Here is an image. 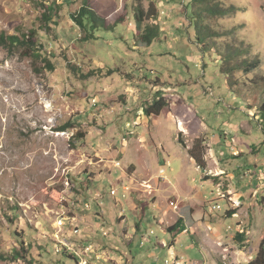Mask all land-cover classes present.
Segmentation results:
<instances>
[{
    "label": "rangeland",
    "instance_id": "obj_1",
    "mask_svg": "<svg viewBox=\"0 0 264 264\" xmlns=\"http://www.w3.org/2000/svg\"><path fill=\"white\" fill-rule=\"evenodd\" d=\"M91 2L114 26L86 41L71 17L81 0H0V34L36 35L54 66L0 41V254L8 258L0 257V264H89L82 258L97 264L83 251L87 242L110 258L100 264H210L208 250L223 263L227 246L247 256L264 227V199L258 209L247 208L228 191L245 176L252 188L264 185L263 95L246 81L264 76V62L253 74H237L249 84L239 98L226 88L217 63L207 58L203 66L188 0ZM138 2L160 11L161 38L150 47L135 43ZM223 2L240 11L215 25L237 28L264 61V0ZM51 4L59 8L46 23L45 5ZM158 91L171 104L151 119L143 107ZM237 124L246 125L238 134ZM215 133L227 155H212ZM190 149L203 156L206 169L209 158L223 172L203 176ZM125 187L119 205L108 192ZM191 192L194 201H188ZM258 213L263 217L253 224L251 241L238 239L240 231L250 236ZM179 218L189 232H168ZM103 222L112 232L106 237ZM213 230L224 235L216 244ZM60 241L76 243L78 253L68 251L77 261L63 255Z\"/></svg>",
    "mask_w": 264,
    "mask_h": 264
},
{
    "label": "trees",
    "instance_id": "obj_2",
    "mask_svg": "<svg viewBox=\"0 0 264 264\" xmlns=\"http://www.w3.org/2000/svg\"><path fill=\"white\" fill-rule=\"evenodd\" d=\"M191 7V20L190 27L194 29V39L192 41L196 45L199 53L202 56L204 67L208 66L205 61L207 58L217 63V73L225 81V86L229 92L235 96L241 98L244 97L243 87H249V84L255 86L254 88L260 89L262 92V103L259 111L264 114V76H254L251 80L245 84V81L237 77L238 73H242L244 76L253 74L257 69L263 65V56L260 53L254 54L253 46L242 40L237 35V28H218L215 25V21L219 18L235 15L240 11V8L234 4L227 5L223 0H188ZM59 6L45 5V12L43 14V20H52V13L58 10ZM73 21L84 33L83 39L90 41L96 39L95 32L99 29L109 30L114 25L109 22L108 17L97 11L91 2V0H81L79 9L71 14ZM160 18V11L153 3H150L146 9L141 2L135 6L134 20H135V43L136 45H142L144 47H150L155 41L161 38V26L158 22ZM122 20L120 19V21ZM222 38H225L222 39ZM36 35H25L23 37L18 35H6L0 34V41L4 45L10 47H24L29 49L30 56L44 61L50 69H54L50 59L42 54V46L38 47ZM171 104V99L164 96L163 91L155 93V97L151 103L146 104L143 108L144 113L149 117H159L162 112L168 108ZM70 128V126L63 127V131ZM190 155L195 159L198 166L202 169H206L203 156H198L194 153L193 149H190ZM211 177L205 178L210 180ZM230 214V212H227ZM232 216V215H231ZM167 231L170 233L176 232L181 234L188 231V227L184 223L183 218H179L176 223L169 226ZM245 231L237 233L236 237L241 241L247 239ZM63 255H67L69 258L77 261V257L63 247ZM20 256L19 252L12 255V259H17ZM0 257L8 259L6 256ZM179 258V256H178ZM248 264H264V229L261 238V244L257 256Z\"/></svg>",
    "mask_w": 264,
    "mask_h": 264
},
{
    "label": "crops",
    "instance_id": "obj_3",
    "mask_svg": "<svg viewBox=\"0 0 264 264\" xmlns=\"http://www.w3.org/2000/svg\"><path fill=\"white\" fill-rule=\"evenodd\" d=\"M240 125H238V124L237 125H234V129H235L234 132H236L237 134L239 132H243V130H244L243 128L246 126V125H241L242 127H240ZM213 141L215 142V145H214L215 148L212 149V152H211L212 155L213 156L218 155V154H221L222 156L227 155V152L223 148H222V150L220 149V147H225V144L226 143L223 142V138H222V136L219 133L218 134L217 133L214 134ZM227 143L229 144V143H231V141L229 140ZM241 153H245L246 154V148L245 147L241 148ZM232 155L234 157V155H236V154L234 153ZM190 159L192 160V162L196 163V161H195L194 158L190 157ZM205 159H206V163H207V169H205V170L202 169L200 166H198L197 163H196L198 169H201L203 171V176H206L207 174H211V171L212 170H215L216 171V174H220V172H223L222 168H220L219 166H217V167L211 166V163L209 161V158L208 159L205 158ZM223 159H224L223 157L220 158V160H223ZM252 164H254V163H252ZM229 165H233V164L229 162ZM249 165H251V164H249ZM233 166H236V165H233ZM229 171H231V169H229ZM250 171H253V169H249L248 172H250ZM248 172L246 171L247 174H248ZM246 177L247 176H245V179L244 180H240V181H243L244 182V183H241L240 184L241 185L240 187L236 186V189H234V191L230 189L228 191V193L230 195H233L234 196L236 203H239L242 206L247 207V208H250V207H254L255 208V207H257V209H258L259 204H258L257 201L260 200V199H264V194H263V192H264V185L259 186L258 188H252L250 186V184H248ZM193 193L191 192L190 197L188 198V201L189 200L190 201H194V198H195V195L196 194L193 196L192 195ZM197 194H198L197 195L198 197L204 198V195H203L202 192L201 193H197ZM230 205L231 206H234V204H232V203H230ZM244 209H246V208H244ZM249 213H250L249 210H247L246 211V214L249 215ZM236 215H237V213H236ZM253 215H255V214H253ZM262 217H263V215H259V213L255 215V218L253 217V220L251 222L252 223L251 230H250V227L248 229V232L250 233L249 234L250 236L249 237L247 236V239H248L247 241H251L249 238L250 237H253L252 236L253 224L255 223V221H258V219H260ZM237 229L238 230H242V226H238ZM263 229H264V227H263ZM263 229H262V233H261L258 241H255L254 240L255 238L252 239L253 243L251 244V246L249 248V251H248V255L247 256L246 255L244 256V252L242 250H239V251L236 250L234 252H231L234 249L231 250V247L227 246L226 248H224L225 252L223 254H226V256H228V259L229 260L227 258H224L223 259L224 262L222 263L221 262V259H219L217 256H214L210 252V250H208L209 251V255H210L209 256V263L210 264H228L230 262V264L231 263H234V264H248L250 261H252L255 258L254 257V254L259 252L260 244H261V238H262V234H263ZM212 237H213L212 239L214 240L213 241V244L214 243L216 244V242L219 241V238L220 237H224V235L222 233H220V232H217L216 230H213V236ZM207 248H208V246H207ZM172 251L175 252V253H177V255L179 256V258L181 257L179 255V253L174 250V247H172V249L170 250V252H172ZM152 255H154V254H152Z\"/></svg>",
    "mask_w": 264,
    "mask_h": 264
},
{
    "label": "built area",
    "instance_id": "obj_4",
    "mask_svg": "<svg viewBox=\"0 0 264 264\" xmlns=\"http://www.w3.org/2000/svg\"><path fill=\"white\" fill-rule=\"evenodd\" d=\"M120 163H118L119 165ZM129 191V188L128 187H125L122 191V193H119L118 190H116L115 188H111V190L108 192V195L112 196L115 198L116 202L119 204V205H122L123 204V198H125L127 196V193ZM102 198V195L100 193H96L95 194V197L94 199L96 200H100ZM86 208L87 209H91L92 207V201H88L86 204H85ZM214 209H217V210H220L222 209L221 205L219 204H216L213 206ZM124 213H125V210L122 209L121 210V214L120 216H124ZM65 217L61 216L60 217V220H59V224L60 226H65L66 222H65ZM78 228H74V233H78ZM101 229H102V232H103V235L106 237L108 236L109 234H112V232H110V228L107 227L106 223L103 222L102 225H101ZM63 245V247L65 246L68 250H75V245L76 243L75 242H72L70 241V243H66L65 241H60ZM78 245V243H77ZM64 250V249H63ZM84 252H91V258H97V264H100L101 261H109L110 258L107 257V253L105 252H99L98 248L95 247V245H93L92 243L90 242H87L84 249H83ZM84 252H83V256H84ZM78 253V251H77ZM185 259V258H183ZM82 260H89V264H90V259H84L82 258Z\"/></svg>",
    "mask_w": 264,
    "mask_h": 264
},
{
    "label": "bare ground",
    "instance_id": "obj_5",
    "mask_svg": "<svg viewBox=\"0 0 264 264\" xmlns=\"http://www.w3.org/2000/svg\"><path fill=\"white\" fill-rule=\"evenodd\" d=\"M168 262V261H167Z\"/></svg>",
    "mask_w": 264,
    "mask_h": 264
}]
</instances>
